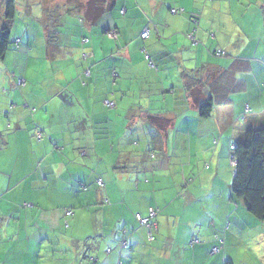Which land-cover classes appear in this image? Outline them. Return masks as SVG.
<instances>
[{
  "label": "clouds",
  "instance_id": "clouds-1",
  "mask_svg": "<svg viewBox=\"0 0 264 264\" xmlns=\"http://www.w3.org/2000/svg\"><path fill=\"white\" fill-rule=\"evenodd\" d=\"M170 2L51 0L47 6L59 3L61 7L50 18L33 10L37 19L32 21L35 27L28 43L22 45L19 71L20 75L27 72L28 81L20 88L38 106L52 103L55 107L49 110L37 150H33V142L15 147L0 143V179L9 187L4 199H11L18 209L14 214L22 216L10 228L0 227L4 253L0 264H36L33 253L41 255L39 264H93V260L96 264H183L179 254L173 255L177 251L174 242L165 240V236H175V227L169 226L164 234L152 230L149 235L136 214L159 208L160 215L167 216L182 208L184 215L178 225L194 223L204 215H227L223 195L209 200L201 192L203 201L194 208L177 205L175 200L165 208L167 201L160 197L145 199L156 195L155 189H164L157 181L165 180L171 188L180 183V176L172 175L177 169L153 171L169 153L167 148L161 149L158 136L150 138L147 132L151 129L155 135L185 117L190 118L188 123L218 131L215 113L210 120L199 113L207 114L210 93L221 102L222 94L242 76H248L251 84L239 97L250 101L247 114L264 110V25L257 31L256 13L247 17V26L242 25L233 48L234 29L221 28L219 13L215 17L206 13L199 26L216 33L217 40L223 32L231 33L227 50L232 52V60L250 71L229 70L198 84L192 79L197 74L188 71L191 53L165 49L156 39L176 31L165 8ZM243 3L249 10L264 11V0ZM77 4L81 5L76 9L78 28L57 32L63 19L58 20L59 13ZM214 7L221 5L209 3V11ZM102 43L103 57L96 51ZM253 48L258 51L253 53ZM34 67L42 69L40 74L33 73ZM24 113L27 117L29 110ZM117 113L121 114L118 119ZM53 133L58 139L50 146L47 137ZM39 156L44 159L37 162ZM40 198L49 210L46 213L43 208L36 212L28 206L39 203ZM214 205L219 206L215 212ZM57 208L63 212L48 220ZM78 208L86 209L87 215L78 214ZM255 227L264 236V222ZM204 239L207 243L209 238ZM85 250L89 258L82 261L79 255Z\"/></svg>",
  "mask_w": 264,
  "mask_h": 264
},
{
  "label": "crops",
  "instance_id": "crops-1",
  "mask_svg": "<svg viewBox=\"0 0 264 264\" xmlns=\"http://www.w3.org/2000/svg\"><path fill=\"white\" fill-rule=\"evenodd\" d=\"M8 1L9 0H0V26L6 12ZM13 1L16 6L17 15L18 1ZM151 2L152 0H149V3ZM36 3V0L26 1L25 6L26 8L29 7L28 11L32 13V16L34 6L37 7ZM50 3L51 0H41V3H39L43 6V9H40L42 11L40 13L46 18H50L51 15L58 13L61 7L59 3L53 6H47ZM209 3L213 5L220 4L221 7H214L209 11ZM238 5L239 7H237ZM80 7V4H77L75 8L66 7L63 13H59L58 20L59 17H63V19L59 20L58 27L56 28L57 32L61 29H65L63 21L67 17V14L69 13L74 16L79 15L76 9ZM165 8L170 17H172L171 24L175 27L176 31L170 34L165 33L158 35L156 39L165 49L171 50L175 47L177 51L183 50L185 53H191L187 60L188 71L197 74L192 76V79L195 80L196 83L199 84L202 81L208 83V80L216 76L217 73L224 75L228 73L229 70L233 72L243 71L245 73L250 71V69L244 68L237 64L235 60H232V52L227 50L228 38L231 33L223 32L221 34L222 38L217 40L216 33L210 32L207 27H200L198 22L203 21L206 13L209 17H215L216 14L219 13L218 18L222 21L221 28H233L236 33V35L232 37L234 48L240 31L242 30V25L247 26V17L256 13L254 19L257 31H259L260 27L264 25V11H258L256 9L249 10L243 3V0H171L170 3L165 5ZM172 10H176L177 13H173ZM212 23H215V20H212ZM19 38L20 37L16 40L18 41L16 47L19 49L17 52L18 54L11 53L8 55V53L11 52L9 51L11 47H9L6 54L7 58L5 57L0 61H7L9 64L8 59L11 55L12 59L9 60L10 63L15 66L16 64L20 65L22 63V45L27 43L23 38ZM111 39H114V37ZM13 44L15 45L16 43ZM96 51L103 57V43L97 47ZM107 51L111 52L112 49L109 48ZM218 51L224 52V55L218 56L216 53ZM251 51L255 53L258 49L253 48ZM251 58L256 59V57ZM94 63H98V61ZM233 65H236V67L233 68ZM16 68L19 72L20 67ZM68 74L69 70L66 72V76ZM183 75L184 73H181V76ZM21 79L26 82V79H28L27 72H25L24 75L11 73L10 77L4 75L3 71L0 73V83L4 82L9 84L11 89L9 92L8 89L4 88L5 91L3 89L0 93V97L3 98V102L0 103V143L15 147L18 144L27 145L29 142H33V150H37L35 145L38 144L33 137L37 132L36 130L41 127L45 128L39 129L42 131V135L45 133L46 124L50 119L49 110L53 109L55 105L52 103H48V107L36 105L35 108L37 110L41 108L42 111L40 114L32 116V111L30 109L32 108V100L28 99L25 103L23 101L24 97L21 96L22 92L18 91V89L21 90V88L18 87L17 81ZM240 80L245 81L243 86L240 85ZM4 83L0 85L5 86L6 84ZM250 86L249 77L242 76L235 81L231 90L222 94L221 102H216L215 93H210L208 95L206 98L207 102L210 100L213 101V109L210 117L204 119L210 120L213 113H215V123L218 131L201 128L197 124L188 123L186 121L190 118L185 117L177 121L170 128L158 130L155 135H153L151 129L147 132L150 138L155 139V137L158 136L161 149L167 148L169 153L166 158L161 159L154 166L153 171L155 173L168 171L171 166L170 160L172 159L173 169H177L174 172V176H180V183L177 184L175 188L168 186L164 187L163 190L157 188L155 189L156 195H150L145 198L146 200L154 201L157 197H160L167 201L164 205L165 208H167L173 200H175L177 205H187L189 208H194L202 203L203 197L200 193L203 192L209 200H212L216 196L223 195L224 201L226 202L224 211L227 212V215H223L222 217L220 214L213 217L204 215L196 219L194 223L186 225H178V219L184 215L182 208L167 216H161L159 208L151 209L147 214H136L138 217H148L152 212H157L154 223L157 224L156 231L158 234L166 233L169 226L175 227V236H165V240L174 242L177 251L174 252L173 255L179 254L183 260V264H233L230 261H226V258L229 256V251L232 249L233 241H238V239L242 237L243 227L247 225L255 227L258 225V223L255 221L253 222L251 218H247V224H244L248 211L246 208L245 210H241V206L235 202L236 198L232 194V184L230 191H228L230 167L233 168V178L235 174L232 146L238 143V138H241L248 128L264 127V110L247 114L249 113L248 104L250 101L247 98L241 101L239 98L240 94L246 91ZM211 87L212 85L208 84V88L211 89ZM255 98L259 100L260 96L257 95ZM4 101H6V103H4ZM5 104L7 105L6 107ZM229 105H235L236 107L230 108ZM25 107L30 110L27 117H25L24 113ZM161 107L163 110V106ZM39 115L41 121H39L37 125V121L34 119L37 117L39 118ZM120 115V113H117V119ZM124 115L126 117V113ZM45 117H47V119H45ZM92 135L95 136L96 134L93 133ZM41 139L39 141H41ZM47 139L48 142L50 141V143H52L58 139V136L53 133L49 135ZM91 143H93V141L90 137L89 144ZM207 144H209L208 148H206ZM171 145L174 148L179 147V153L175 151L170 152L169 148ZM59 146L63 147V144L61 143ZM107 151H111L110 146L107 147ZM74 153L75 150H73V153L69 154L68 158L71 159ZM43 159L44 156H39L37 162ZM225 176L227 177L226 180L224 179ZM8 195V184L3 179H0V212H2V214H0V227L5 228H10L12 224L22 219L21 215L14 214L18 209L15 208L13 201L11 199H4ZM241 201L244 204V201ZM4 205H8V207L5 209ZM28 206L34 208L36 212H39L41 208L44 209V213L49 211L45 207L43 198H40L39 203L31 202ZM217 207L219 206H213L214 212ZM61 212H63L62 208L54 209L47 219L51 220ZM76 212L78 214L87 215V210L84 208H78ZM44 213H41V216H43ZM5 216L8 217L7 221H5ZM33 216H35V214H33ZM217 221H219V223H217ZM138 223L140 224V222ZM145 229L147 230V228ZM205 237L209 238L207 243L205 242ZM89 238L90 237H86V239ZM9 239H11V237H9ZM219 239L224 241V249L221 254L213 255L212 250L219 244ZM195 240H199L200 243L192 247L191 242ZM87 251L88 250H85L83 254L79 255L80 260H88ZM3 254V249L0 248V256ZM33 257L36 260V264H39L42 258L41 255L39 253H33ZM93 264H96L95 260H93Z\"/></svg>",
  "mask_w": 264,
  "mask_h": 264
},
{
  "label": "trees",
  "instance_id": "trees-1",
  "mask_svg": "<svg viewBox=\"0 0 264 264\" xmlns=\"http://www.w3.org/2000/svg\"><path fill=\"white\" fill-rule=\"evenodd\" d=\"M5 11L0 26V60L6 57L12 44L11 37L16 23V6L13 0L7 2ZM206 108V115L200 112L203 118L210 117L212 100L207 102ZM234 147L236 165L232 194L236 199L244 201L250 215L264 222V127L248 128Z\"/></svg>",
  "mask_w": 264,
  "mask_h": 264
},
{
  "label": "rangeland",
  "instance_id": "rangeland-1",
  "mask_svg": "<svg viewBox=\"0 0 264 264\" xmlns=\"http://www.w3.org/2000/svg\"><path fill=\"white\" fill-rule=\"evenodd\" d=\"M18 1V12L16 15L17 18V22L14 24V29L12 32V37H11V48L9 51H11L9 54H18L17 52L19 51L17 47V42L16 41L18 39V37H20L19 39L23 38L24 41L26 43H28L27 41L29 40L30 35H32L33 32V28L35 27V25L32 24V17L33 20L37 19V17H34V15L32 16V13H30V11H28L29 7L26 8V1L28 0H17ZM37 3V7L34 6V9L39 10V12H42L40 9H43L42 4L40 5L39 3H41V0H36ZM32 8V5H31ZM33 9V10H34ZM43 16V15H42ZM63 25L65 27V31L67 32H74L78 26H79V15L74 16L71 14H67V17L64 19L63 21ZM16 41V42H15ZM13 43H16L15 45ZM7 58V57H6ZM12 57L10 55L8 62L7 61H0V73L3 71L4 75L9 76L11 73H19L18 70H16V67H20V65L16 64L13 65L12 63H10L9 60H11ZM22 61V60H20ZM23 62V61H22ZM42 71V69H40L39 67H34L33 68V73L38 75L40 74V72ZM70 72V70H69ZM22 80V79H21ZM19 81V80H18ZM17 81V83H18ZM26 81H28V79H26ZM4 82H1L0 84H2ZM6 84V83H4ZM8 89V91L10 92V86L9 84H6L5 86L0 85V93L2 92L3 89ZM4 89V91H5ZM18 91L22 92L21 90L18 89ZM24 97V102L26 103L28 101V99L32 100V116L36 115V114H40L42 109L37 110L35 108V106L37 105L36 102L33 101L32 97L27 96L25 93H21ZM3 102V98L0 97V103ZM4 103H6V101H4ZM10 105V104H9ZM30 105V104H27ZM31 106V105H30ZM1 107V106H0ZM27 107H25L26 109ZM28 109V108H27ZM30 111V110H29ZM33 120V117H32ZM36 122V124L38 125V122L41 121L40 115L39 118L37 117L36 119H34ZM39 129H45L44 127H41ZM33 139L35 140V142H37V144H40V139L37 137V135L35 134ZM240 139V138H238ZM49 145L51 146L52 143H50V141L48 142ZM209 147V144H207V147ZM151 151V149L149 150ZM170 152H176L179 153V147L174 148L172 145L169 148ZM39 162V161H38ZM170 169H173V160H170ZM168 171H163L161 173H167ZM230 175H229V186H228V191H230V187L231 184L233 182V168L230 167L229 169ZM172 175L174 176V172L172 173ZM158 184H162L165 185V187L167 186V181L165 180H160L157 181ZM236 203H238L241 206V210H245V205L243 204V202L241 200L236 199L235 200ZM215 210V209H214ZM248 215H246V220L244 221V224H247V218H251V220L254 222H257L258 224L261 223V221L257 220L255 217H253L252 215H250L249 213H247ZM139 222V221H138ZM242 237H240L238 239V241H233L232 243V249L229 251V256L228 258H226V261H230L233 264H264V236L260 237V232L257 230L256 227H252L247 225L246 227H243V232H242ZM222 240V239H221Z\"/></svg>",
  "mask_w": 264,
  "mask_h": 264
},
{
  "label": "built area",
  "instance_id": "built-area-1",
  "mask_svg": "<svg viewBox=\"0 0 264 264\" xmlns=\"http://www.w3.org/2000/svg\"><path fill=\"white\" fill-rule=\"evenodd\" d=\"M172 12L175 13V14L177 13L176 10H172ZM216 53H217L218 56H223L224 55V52H222V51H218ZM23 84H25L24 80H19L18 83H17L18 87H20ZM36 135H37V137L39 139H41L42 138V131L39 130V133L36 132ZM231 149L234 150L235 147L232 146ZM233 162H235V161L233 160ZM234 164L236 165V163H234ZM139 217H140V219H139L140 224L143 225L145 228H147L148 234L151 235L152 230H156L157 229V224L154 223V220L157 217V212H152L148 217H142V216H139ZM199 243H200L199 240L192 241L191 242V246L194 247L195 245H197ZM223 244H224V241L219 239V244L216 247L213 248L212 254L213 255L221 254L222 250L224 249Z\"/></svg>",
  "mask_w": 264,
  "mask_h": 264
},
{
  "label": "snow or ice",
  "instance_id": "snow-or-ice-1",
  "mask_svg": "<svg viewBox=\"0 0 264 264\" xmlns=\"http://www.w3.org/2000/svg\"><path fill=\"white\" fill-rule=\"evenodd\" d=\"M182 6V5H181ZM45 119H47V117H45Z\"/></svg>",
  "mask_w": 264,
  "mask_h": 264
}]
</instances>
